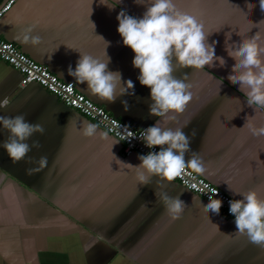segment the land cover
Returning <instances> with one entry per match:
<instances>
[{
    "label": "crops",
    "instance_id": "0c3cea01",
    "mask_svg": "<svg viewBox=\"0 0 264 264\" xmlns=\"http://www.w3.org/2000/svg\"><path fill=\"white\" fill-rule=\"evenodd\" d=\"M6 1L0 0V6ZM175 4L204 24L205 32L212 33L208 43L217 41L216 56L226 61L224 67L217 60L215 66L174 71L177 78L187 76L192 92L180 114L150 113L151 90L140 84V71L132 63L135 54L118 33L120 11L142 18L147 4L17 0L0 21V35L65 81H75L68 67L75 69L81 54L102 62L109 57V70L132 80L135 95L108 102L93 95L87 83L75 81L79 91L135 129L156 123L183 127L189 135L195 129L190 148L202 159L205 172L199 175L236 200L243 196L229 186L238 192L254 190L264 199V137L244 128L248 117L255 126L264 125V109L248 106L240 85L228 79L236 61L225 50L227 33L232 34L228 43L235 44L241 36L264 32L259 0ZM32 35L40 36L41 43L25 41ZM20 81V72L0 59V115L24 114L45 132L27 141L31 145L38 140L41 147L18 163L0 147V264H264V248L239 234L234 219L222 210L207 212L209 202L177 180L150 176L146 185L141 183L136 169L126 165L139 166L140 154L122 155L118 138L40 84L21 86ZM172 116L175 119H169ZM84 121L107 132L108 138L83 136ZM8 135L0 125V144ZM41 156L48 158L47 166L29 174L26 170L35 165L27 160ZM163 193L185 203L179 218L169 215L158 200Z\"/></svg>",
    "mask_w": 264,
    "mask_h": 264
},
{
    "label": "clouds",
    "instance_id": "9594fccd",
    "mask_svg": "<svg viewBox=\"0 0 264 264\" xmlns=\"http://www.w3.org/2000/svg\"><path fill=\"white\" fill-rule=\"evenodd\" d=\"M135 3L147 4L146 11L142 18H138L129 15L126 10H121L117 15L118 33L122 37L123 45L135 54L132 63L140 71V84L151 90L153 103L150 105V113L157 117L169 113H183L192 100L191 85L185 82L187 76L180 79L173 73L177 68L203 69L209 65L215 66L214 62L217 60L219 66L224 67V58L216 56L215 48L218 42L208 43V37L212 33H206L204 24L195 16L179 10L175 0H148L147 3L135 0ZM259 4L264 11V0H259ZM262 23L264 21L259 24ZM231 35L226 34L225 50L236 63L228 79L240 85V91L246 97L248 106L254 107L256 111L264 109V32L258 31L250 38L238 33L243 39L235 44L228 43ZM29 40L33 45L41 43V37L38 35L25 36V41ZM109 63V57L107 62H102L91 55L81 54L75 69L69 65L68 75L74 77L79 84L87 83V89L104 101L115 102L118 96L135 95L133 81H124L122 73L110 71ZM122 104L127 110V101H122ZM0 125L9 133L0 147L6 150L13 163L25 160L33 148L41 147L38 140L33 141L31 145L27 141L36 133L43 135L44 127L39 123L27 121L24 114L14 117L0 115ZM245 127L253 136L264 137V125L255 126L249 117ZM124 128L127 130L125 140L138 136L148 148L160 147L158 152L151 151L146 155H139V166L126 164L136 169L137 178L141 183L146 185L150 176H159L170 182L181 176L185 169H191L201 175L205 172L199 154L190 148L196 136L195 129L189 135L183 127L173 129L161 127L156 123L141 130L137 135L128 127ZM80 131L85 137L98 135L101 139L108 138L107 132L98 131L97 125L87 121L82 123ZM188 153L191 155L186 160ZM27 162L35 165L26 170L31 174L45 168L48 158H29ZM229 190L243 196V199L229 201V211L235 217L237 232L246 234L251 243L264 248V199L254 190L238 192L230 186ZM209 193V203L204 209L219 214L223 203L222 199L215 198L219 191L216 187H210L203 195ZM157 198L174 219L179 218L186 207L179 196L170 197L163 193Z\"/></svg>",
    "mask_w": 264,
    "mask_h": 264
},
{
    "label": "built area",
    "instance_id": "2783aa9c",
    "mask_svg": "<svg viewBox=\"0 0 264 264\" xmlns=\"http://www.w3.org/2000/svg\"><path fill=\"white\" fill-rule=\"evenodd\" d=\"M16 1L17 0H7L3 5L0 6V21ZM0 59L6 61L20 72L21 86H26L33 82L40 84L48 91L55 94L65 105L78 110L80 113L87 116L97 125L102 127L105 131L118 138L122 142V155L131 156L135 153L146 155L151 151L158 152L160 150L159 146H157L155 149L148 148L138 138V136L136 138L125 140L124 138L127 136V130L124 127H128L130 131L136 133L137 135H139L141 130L148 127L135 129L124 120L113 115L105 107L95 103L91 98L79 91L75 81H65L61 79L46 65L37 62L24 53L15 43L5 39L1 35ZM175 180L194 193L202 196L208 202V196L211 195V193L207 195H203V193L207 192L210 187H216L219 191V195L215 198L222 199L223 201L221 210L228 217L235 220V217L229 211V201L236 199L223 191L220 187L195 173L191 169H185L184 173ZM193 185H195V187H193Z\"/></svg>",
    "mask_w": 264,
    "mask_h": 264
}]
</instances>
